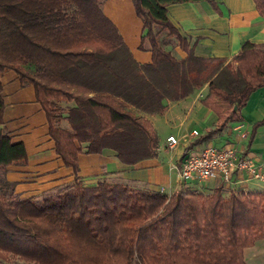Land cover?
<instances>
[{
  "label": "trees",
  "instance_id": "obj_1",
  "mask_svg": "<svg viewBox=\"0 0 264 264\" xmlns=\"http://www.w3.org/2000/svg\"><path fill=\"white\" fill-rule=\"evenodd\" d=\"M103 1L0 0V77L12 69L35 87L57 152L76 173L83 151L110 149L127 165L156 157L160 137L147 115L164 113L167 100L208 86L202 102L218 120L201 143L240 120L251 93L264 86V42H245L230 60L199 56L171 22L169 4L202 0H133L146 29L142 46L152 51L146 63L135 59ZM254 2L264 16V0ZM155 25L176 37L186 57L163 46ZM1 90L0 80V259L249 264L244 249L264 237V191L169 194L108 179L87 185L76 176L42 199L21 197L7 171L26 164L28 153L5 130Z\"/></svg>",
  "mask_w": 264,
  "mask_h": 264
},
{
  "label": "crops",
  "instance_id": "obj_2",
  "mask_svg": "<svg viewBox=\"0 0 264 264\" xmlns=\"http://www.w3.org/2000/svg\"><path fill=\"white\" fill-rule=\"evenodd\" d=\"M215 2L216 5L208 0L168 5L171 22L188 39L197 55L226 57L230 60L245 42H264V16L257 10L254 0ZM102 9L117 25L135 59L140 63L150 62L152 51L147 43L142 46L146 29L133 0H105ZM163 46L177 57L187 55L175 36L164 41ZM0 80L5 130L13 140H22L28 153L26 164L9 165L7 171L8 179L15 182V191L21 197L42 195L64 188L76 176L87 185L108 179L167 193L184 186L204 193L212 192L219 186L224 194L236 189L264 190V180L241 179L235 174L234 181L229 184L219 177L184 181L178 170V164L185 153L197 151L208 143L218 147L232 144L245 156L256 160L264 159V123L254 127L264 119V86L251 93L241 110L240 120L231 121L222 131L201 143L196 139L213 128L218 120L217 113L202 102L208 86L204 85L178 101L167 100L164 113L147 115L160 137L156 157L127 165L110 149L102 153L83 151L79 153V170L76 173L57 152L55 141L50 135L46 112L37 100L35 87L22 82L18 73L12 69L5 71ZM194 129L198 130L197 135L191 134ZM242 131L247 132L246 137L241 136ZM171 134L179 139V144L172 148L167 141V136ZM261 243L264 245V239ZM249 262L262 264L260 260L254 259Z\"/></svg>",
  "mask_w": 264,
  "mask_h": 264
},
{
  "label": "built area",
  "instance_id": "obj_3",
  "mask_svg": "<svg viewBox=\"0 0 264 264\" xmlns=\"http://www.w3.org/2000/svg\"><path fill=\"white\" fill-rule=\"evenodd\" d=\"M240 128V126H238ZM199 132L194 129L191 134ZM242 137L247 136L246 131L241 132ZM169 147H176L179 139L171 134L167 136ZM179 175L184 181L220 178L224 183L238 178H251L264 180V159L256 160L254 157L240 153L237 146L228 144L218 147L208 143L197 151H190L183 155L178 164Z\"/></svg>",
  "mask_w": 264,
  "mask_h": 264
},
{
  "label": "rangeland",
  "instance_id": "obj_4",
  "mask_svg": "<svg viewBox=\"0 0 264 264\" xmlns=\"http://www.w3.org/2000/svg\"><path fill=\"white\" fill-rule=\"evenodd\" d=\"M105 2V0L102 2V4ZM155 29L156 30H160V37L163 39V41H167V40H170L171 39V37H173V36H170L169 34H167V31L166 30H162L161 28H160V26H158V25H155ZM27 68H28V70H30V71H33L32 69V67H30V66H27ZM19 75V74H18ZM62 105L64 106V107H67L68 106V103H66V102H62ZM61 125L62 126H64V127H68V123H67V121L66 120H64V121H62L61 122ZM113 177V176H112ZM112 177H110V178H112ZM118 178V177H117ZM55 191L57 190V189H54ZM54 190L52 191H48L49 193H54ZM59 190V189H58ZM65 190V189H64ZM63 189H62V191H64ZM190 190H194V189H190L189 187H187V186H184V187H181V188H179V189H177V190H175V191H181V192H183V193H187V192H189ZM196 191H198V190H196ZM258 191H264V190H258ZM174 192V191H173ZM173 192H170L169 194H171V193H173ZM199 192H201V191H199ZM252 192H255V191H248V190H234V191H231V192H228V193H225V195H230L231 193H235V194H242V193H245L246 195H249L250 193H252ZM18 193V192H17ZM204 193V192H203ZM48 194H40V195H34V196H32V197H34V198H36V199H42L43 197H45V196H47ZM263 239H264V237H262V238H259V239H257L255 242H254V244L253 245H250V246H247L245 249H244V255H245V258H246V260H247V262L249 263V264H253V263H250L249 261L250 260H252V259H254V261H261L262 262V264H264V245H263V243H261L262 241H263ZM0 264H29V263H25V262H23L22 260H19V259H16V260H10V261H6V260H4V259H0Z\"/></svg>",
  "mask_w": 264,
  "mask_h": 264
}]
</instances>
